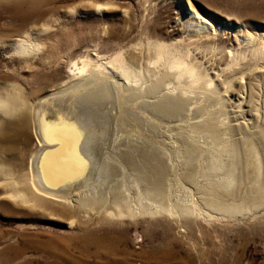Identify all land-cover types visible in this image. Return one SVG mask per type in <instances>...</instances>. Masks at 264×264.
Segmentation results:
<instances>
[{"label":"rangeland","instance_id":"1","mask_svg":"<svg viewBox=\"0 0 264 264\" xmlns=\"http://www.w3.org/2000/svg\"><path fill=\"white\" fill-rule=\"evenodd\" d=\"M35 1L33 10L23 6L15 13L13 6L7 43L26 39L36 51L21 56L0 37V87L18 86L29 109L26 127L18 122L21 111L11 117L0 112L7 139L0 142V157L30 179L29 161L35 156L41 175V163L58 147L44 134L39 104L59 102L60 116L80 131L79 159L69 177L48 188L57 187L73 200L93 189L107 198L102 200L116 217L102 219L95 205L69 227L70 215L55 212L50 197L40 196L45 208L40 200L0 199L13 207L0 209V253L28 246L25 237L35 233L65 241L74 237L69 254L86 264H264V198L255 201L256 186L264 191L258 137L264 132V0ZM7 7L1 1L4 27L11 22ZM199 19L206 26L197 29L193 24ZM117 57L131 59L143 79L128 83L111 63ZM181 60L179 69L192 68L197 84L169 67ZM82 62L102 71L72 73ZM160 77L164 82L150 91ZM59 85L64 91L56 90ZM87 93L94 97L87 100ZM165 95L184 101L179 114L155 109ZM232 141L239 148L235 168ZM157 171L166 172L164 203L137 185V175ZM120 190L123 215L118 217L111 200ZM221 191L226 206L206 201ZM22 254L13 252L8 264L55 261L28 247Z\"/></svg>","mask_w":264,"mask_h":264},{"label":"bare ground","instance_id":"2","mask_svg":"<svg viewBox=\"0 0 264 264\" xmlns=\"http://www.w3.org/2000/svg\"><path fill=\"white\" fill-rule=\"evenodd\" d=\"M1 1H4L8 5V7H7L8 8L7 9L8 11H5V12H7L8 15H9V17L11 18L10 19L11 20L10 25H7L6 27H4L3 25L0 24V32H1L0 33V37L1 36L4 37L5 40L3 41L4 42L3 44L6 43V46H4V47H9L10 50H12V51L14 49V51L16 53H18V54H21V56L22 55H29L31 53H34V50H35V48L37 46H35V44L33 45V43L31 41H29V40H26V39L20 40L18 42H15L14 43V46H13V41H12V38H11V41L9 43H7L8 42L7 39L9 40V37L11 36V35H9L7 33L9 31H11L13 33V6H15V13L19 12V10L21 9V7L23 8V6H26L29 9H32L33 10V9H36L37 8L36 1L35 0H0V4H1ZM3 13L4 12H1L0 11V20L2 19ZM193 26H195L198 29L201 26L205 27L206 25L202 21V19H199L196 23L193 24ZM2 32H4V33H2ZM161 52H162V50H161ZM158 58H161V57L159 56ZM170 62H172V61H170ZM111 63L114 64L113 66H115L117 68V71H119V73L121 74V76H123V78L126 81H128V83L133 82V84H135L136 82L138 83V82H140L143 79L142 72L140 74L139 71L136 72V71H134L135 69L134 70L132 69L133 66H132L131 59L128 62V61H125L122 58H118L117 57V59H115ZM87 64L86 63L84 64L83 62L81 64H79V65L78 64H74L73 67H72L73 72L72 71L71 72L74 73V74H79V73L81 74V72H84L85 69H87V68L89 69V71L91 70V72L92 73L94 72L95 74H96V72L102 71V70H100V66H94L93 67V66L90 65L91 67H89V66H87ZM169 64H171V63H169ZM181 64H183L182 60L180 62H178V61L174 62V64H172L169 67H172L174 69L175 68L176 69L178 68V70H179V72L177 73L178 75H180L181 73L182 74L183 73H186V75H188V77L191 79V82H193L194 84H197L198 83V76H197L196 72L194 70H192V68H189V69H187V68L179 69V67H180ZM182 67H183V65H182ZM91 72H90V74H91ZM182 74L179 77H182ZM163 82L164 81L162 80L161 77L158 78L157 80L154 81V83L151 85V87H149V90L150 91L156 90L161 85V83H163ZM208 82H210V81H208ZM5 84H6V82H5ZM61 86H63V85H59L58 87H56V90L61 91L62 90V87ZM136 86H137V84H136ZM0 88L2 89V91H0V101H2L4 104L7 105V107L5 109H3L2 111H0V112L3 113L4 115H7V116H10L11 117V116H13V113L14 112L21 111V116H20V119L18 120V122L20 123L19 125H21V127H26V125L28 123V119H29L28 118V114H29L28 113V110L29 109H28V102L24 98H21L22 97L21 96L22 94L20 92L21 90L19 89L18 86H13V84L12 85H8L7 84V85H5L3 87H0ZM183 88L184 87H182V93L184 92L183 91L184 90ZM192 88L193 87H191V89ZM62 91H64V89ZM187 91H190V90L188 89ZM91 93H93V92H91ZM53 96H54V94H53ZM86 96H88L87 97V100L89 98H93L94 97V96L92 97V94H91V97H90V95L88 93L85 94V97ZM58 97H61V96H58ZM153 100H154V98H153ZM54 101L53 100H50V99H45V100H42L40 102L39 106H41V109H40L41 112L39 114V117H41V120H42L41 123H43L42 124L43 131H44V134L47 137V140L49 139L52 142H57V144H56L55 147H58V149L57 150H54L51 153L49 159H46V160H44L41 163L42 167H40V168H42L41 170H43V171H41V172H43L41 175H40V173L37 172V169H36V166H37V163H38L37 162V157L33 156L31 158V160L29 161V173L31 174L30 175L31 176L30 179H26L25 176L23 175V173L22 174L20 172L19 173L18 172L16 173V171L13 170V166L12 167L9 166V163L6 162L4 159H2L0 157V186H1V190H3L2 192H0V196H1L0 199H5L6 198V199L14 200V201L15 200H19L22 203H28V202L32 203V202H34L36 204V202L39 203L38 200L41 201L40 198L46 196V197H48L47 199H49V197H50V199L52 198L51 199V202L58 207V208L56 207L55 212H57L58 214H60V216L63 213L70 215L71 221L68 223L69 227H73V225L75 223L74 220L76 218H79V217L86 218V214L89 213L87 208H92V206H95V205L97 206V207L95 206V208H97L96 209L97 210V213L99 214V216H101L102 219H105V218L113 219V218H115L116 215H114L113 212L108 211V209L110 207L108 205H106L107 204V203H105L106 201H103L102 200L103 198H106V197L100 196L99 194H96V193H99V192H96L95 193L94 190L91 189V188H90L91 190L82 193V195L78 196L75 200H73L74 198L71 199L70 196H67L66 195L67 193L65 194L64 192H62L60 190H57L58 188L56 186H55L56 187V190H51V189H49L50 187L48 188L49 184H51V185H58L65 178L69 177V176H67V174H69V172H67V171L70 170L71 168H73L74 166L76 167V163H77V161L79 159V157H78L79 156V151L77 149L78 147H77V144L76 143H78V141H79V137H80V133L79 132L80 131L76 128V125H75L74 121L70 120L69 118H66L65 116H64L65 118H63V117L60 116V112H58L59 102L58 103L57 102L54 103ZM89 102L90 101H88V103ZM183 102L184 101L181 99V97H174L173 95L172 96L165 95V96H163V100L159 101L158 104H156L157 102L154 104L155 105L154 107L161 114H165V115H168L169 114V115H172L173 116L175 114H179V112L182 111V108H183V105H184ZM60 104H62V103H60ZM84 105H85V102H84ZM39 106H38V108H39ZM59 107H60V105H59ZM62 107L63 106H61L60 108H62ZM62 111H63V109H62ZM70 113H71V111H70ZM36 119L38 120V118H36ZM5 124H13V123L12 122H8V123H5ZM37 124H38V122H37ZM1 128H0V134H1V136H0V142H6L7 139L5 138L4 134H2L3 131H4L3 130V127H1ZM211 129L213 130V134L212 135L216 137L217 134L214 132L215 130L213 128H211ZM211 129H208V130H211ZM212 130L210 131V133L212 132ZM258 137L261 140L260 143H261V145L263 147L262 150L264 151V132H262L261 134H259ZM236 143L237 142H233V141L230 143V147L232 149V160H231V164L234 166V168L238 166V162L240 160L239 157H238L239 156V154H238V149H239L238 148V143L237 144ZM8 147H10V146H8ZM7 149H9V148H7ZM80 149L82 150V148H80ZM83 151H85V150H83ZM151 154H152V152H151ZM21 164L22 165L24 164L23 160H22V163ZM80 164H81V162H80ZM11 165H13V164H11ZM21 168H22V166H21ZM156 168H157V166H156ZM158 170H160V168ZM165 173L163 171H157V172H155L153 174H144V175H142L143 174L142 173L139 176L137 175V177H138L137 185H139V184L140 185L141 184L145 185V188L149 189V191L155 193L156 195H159L160 196V201L162 203H164L165 202V200H164L165 195H167L166 194L167 184H165V180H166ZM135 177L136 176L134 175V180H135ZM188 178L190 179V178H192V176H188ZM231 179H233V176H232ZM256 180H257V183H258V181L260 180V177L259 178H256ZM133 182H135V181H133ZM121 186H120V188H121ZM2 187H3V189H2ZM122 188H123V186H122ZM98 189L99 188H97V190ZM117 189L119 190V187ZM117 189L115 188V190H117ZM256 189H258V190H257V196H256V200L255 201L258 202V201H260L261 199L264 198V191L260 190V187L259 186H256ZM123 190H124V188H123ZM119 192L120 193L113 194L112 195V198L113 199L111 200L112 205H114L116 207V211H117V216L118 217L123 215V211L121 209L122 203H120V201L122 199H124V198H121L122 195L124 194V193L123 194L121 193L122 190H120ZM218 192H219V190H218ZM101 194L103 195V193H101ZM107 194H106V196H107ZM225 195H226V191H221L219 193V196H215L214 195L215 197L214 196L213 197H209L206 201L213 202V204H216L217 206L218 205L220 206V204L222 205L223 202L226 204L225 201L227 199L224 198ZM40 196H42V197H40ZM224 199H226V200L223 201ZM225 204H223V205L226 206ZM41 205H42L41 207L44 206V203H42V201H41ZM43 208H45V207H43ZM0 209L9 211V210L13 209V207L9 203L3 201V202H0ZM92 209L94 210V208H92ZM125 209H127V211H130V212L132 211V209L129 206H126ZM164 209H166V208H164ZM41 235H42V237H41ZM88 235H89V233H88ZM25 238L27 239V245L28 246H26V247L22 246V247H19V248H16L15 247L16 249L15 248H12V247L7 248V249H4L0 253V255H2V256H0V264H8L9 261H10V259H11L9 256H12L11 254H13V252L16 255H20V254L23 253V251L27 247L28 248H31V249H33V250H35L37 252L44 253V254H47V255H50V256L54 257L55 261L51 262V264H86L84 262H79L77 259H75L74 257H72L71 254H69V250H70L69 249V246H70V243L72 242V239L71 238H73V240H75L74 237H71L70 239H68L67 241H65V240H63L64 239L63 237L58 236V235H48V234H35V233H31V234L27 235V237H25ZM91 239H90V236H89L88 237V240H87V243L88 242L90 243V240ZM84 249H88V248L86 247ZM85 252H86V250H85ZM16 255H14V256H16ZM34 263L29 261V263H25V264H34Z\"/></svg>","mask_w":264,"mask_h":264},{"label":"snow or ice","instance_id":"3","mask_svg":"<svg viewBox=\"0 0 264 264\" xmlns=\"http://www.w3.org/2000/svg\"><path fill=\"white\" fill-rule=\"evenodd\" d=\"M7 107L6 104H4L2 101H0V111H2L3 109H5Z\"/></svg>","mask_w":264,"mask_h":264}]
</instances>
